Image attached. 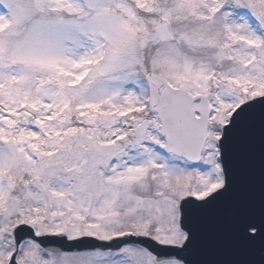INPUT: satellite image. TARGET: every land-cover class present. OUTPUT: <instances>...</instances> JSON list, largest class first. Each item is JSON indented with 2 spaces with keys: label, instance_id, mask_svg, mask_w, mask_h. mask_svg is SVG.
Instances as JSON below:
<instances>
[{
  "label": "snow or ice",
  "instance_id": "6c2138e0",
  "mask_svg": "<svg viewBox=\"0 0 264 264\" xmlns=\"http://www.w3.org/2000/svg\"><path fill=\"white\" fill-rule=\"evenodd\" d=\"M0 264H264V0H0Z\"/></svg>",
  "mask_w": 264,
  "mask_h": 264
}]
</instances>
